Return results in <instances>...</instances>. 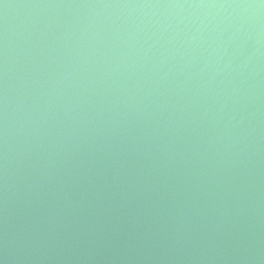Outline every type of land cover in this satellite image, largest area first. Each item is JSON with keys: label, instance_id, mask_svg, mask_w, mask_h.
Segmentation results:
<instances>
[{"label": "water", "instance_id": "obj_1", "mask_svg": "<svg viewBox=\"0 0 264 264\" xmlns=\"http://www.w3.org/2000/svg\"><path fill=\"white\" fill-rule=\"evenodd\" d=\"M0 264H264V0H0Z\"/></svg>", "mask_w": 264, "mask_h": 264}]
</instances>
